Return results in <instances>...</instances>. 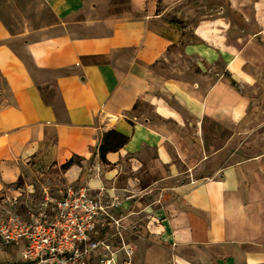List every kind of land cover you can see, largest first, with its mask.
Masks as SVG:
<instances>
[{"label":"crops","instance_id":"0c3cea01","mask_svg":"<svg viewBox=\"0 0 264 264\" xmlns=\"http://www.w3.org/2000/svg\"><path fill=\"white\" fill-rule=\"evenodd\" d=\"M43 1L54 21L19 29L0 6V193L90 160L61 168L62 184L105 191L133 247L121 261L98 249L90 264H264V97L253 101L264 90V0L204 13L182 48L194 70L168 77L154 66L180 42L178 21L115 17L104 0ZM220 60L227 77L212 80ZM108 130L129 140L103 161ZM19 251L2 248L0 264Z\"/></svg>","mask_w":264,"mask_h":264},{"label":"built area","instance_id":"2783aa9c","mask_svg":"<svg viewBox=\"0 0 264 264\" xmlns=\"http://www.w3.org/2000/svg\"><path fill=\"white\" fill-rule=\"evenodd\" d=\"M0 194V250L20 246L16 264H90L92 253L110 250L102 236L110 222L120 219L109 212L100 196L89 194L85 186L69 184L57 192L43 189L38 199H29L19 209L20 193ZM127 255L132 247L124 245ZM101 264H110L106 260Z\"/></svg>","mask_w":264,"mask_h":264},{"label":"rangeland","instance_id":"374dc122","mask_svg":"<svg viewBox=\"0 0 264 264\" xmlns=\"http://www.w3.org/2000/svg\"><path fill=\"white\" fill-rule=\"evenodd\" d=\"M107 4V13L115 17H138L141 15H161L165 19L176 20L183 26L182 37L177 45H174L168 57L160 62L156 63L154 68L158 74L162 76L176 75L178 72L190 73L194 70L195 64L192 57L184 55L182 48L186 42L193 41L195 39L192 33V27L198 22L199 19L203 17V14L210 11H216L220 6H223L225 0H104ZM92 3V2H91ZM0 6H8L9 11L3 13V18L5 22L12 28L19 29L21 27V22L23 21H34L36 24L41 16H45L48 22L54 21L49 10L45 8L43 0H0ZM16 9L17 11H15ZM15 11V12H14ZM18 12V13H17ZM175 54V55H173ZM248 69L247 66H245ZM209 71L212 80L218 75H223L226 79V72L224 71V64L220 61H216L209 67ZM260 82L258 86H263L264 80L262 79V74H258ZM240 91L246 94L249 92L251 87L249 85H240ZM264 97V90L254 98L256 104H260ZM141 109L149 108L146 103H139ZM264 117V112L263 115ZM74 161L82 166L89 167L91 161H83L80 158H74ZM61 168L58 169L54 167H48L41 174L31 176L26 181H17L9 186L8 189L1 191L0 194L9 193L10 188L13 189L11 192L20 193V202L18 208L24 209L25 204H30L27 202L29 199H38L43 191V189H49L52 192H57L59 189L64 188L65 185L62 184V174ZM80 184V183H78ZM29 185H32L29 186ZM83 185V184H81ZM85 186V185H84ZM96 196L106 203L110 204L109 198L105 191H94ZM0 198V207H6L7 203H3ZM1 214V208H0ZM107 227L103 230L102 236L105 237L110 245V250H106L103 253L109 257L110 252L113 249L119 251V261L122 260L121 252L125 253L124 245L126 244V231L122 222L119 221L118 224L110 222ZM112 227V228H111ZM132 247V246H130ZM133 249V247H132ZM105 257V258H106ZM108 260V259H107ZM106 260H97L92 262V264H101ZM7 261L2 264H14Z\"/></svg>","mask_w":264,"mask_h":264},{"label":"trees","instance_id":"16d2710c","mask_svg":"<svg viewBox=\"0 0 264 264\" xmlns=\"http://www.w3.org/2000/svg\"><path fill=\"white\" fill-rule=\"evenodd\" d=\"M228 83L230 86H235V82L232 79H228ZM129 140V137L121 134L115 130H108L103 133L101 137L100 144L98 146V152L100 153V158L104 161L105 154L110 151H116L121 148L124 144H126ZM75 158V157H74ZM74 158H69L65 163L61 165L62 169H67L72 164L76 163Z\"/></svg>","mask_w":264,"mask_h":264}]
</instances>
